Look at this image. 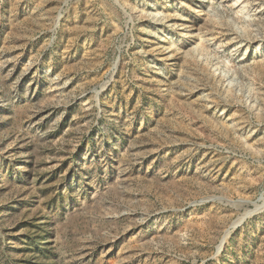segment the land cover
<instances>
[{"label":"rangeland","instance_id":"obj_1","mask_svg":"<svg viewBox=\"0 0 264 264\" xmlns=\"http://www.w3.org/2000/svg\"><path fill=\"white\" fill-rule=\"evenodd\" d=\"M0 264H264V0H0Z\"/></svg>","mask_w":264,"mask_h":264}]
</instances>
